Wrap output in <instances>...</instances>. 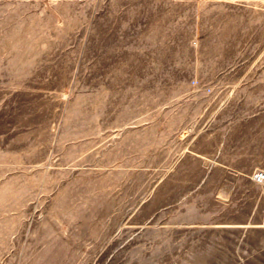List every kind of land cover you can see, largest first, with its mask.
Segmentation results:
<instances>
[{"label": "rangeland", "instance_id": "374dc122", "mask_svg": "<svg viewBox=\"0 0 264 264\" xmlns=\"http://www.w3.org/2000/svg\"><path fill=\"white\" fill-rule=\"evenodd\" d=\"M0 264H264V0H0Z\"/></svg>", "mask_w": 264, "mask_h": 264}, {"label": "bare ground", "instance_id": "6f19581e", "mask_svg": "<svg viewBox=\"0 0 264 264\" xmlns=\"http://www.w3.org/2000/svg\"><path fill=\"white\" fill-rule=\"evenodd\" d=\"M33 248V247H32ZM34 250H36L37 249V245L33 248Z\"/></svg>", "mask_w": 264, "mask_h": 264}]
</instances>
